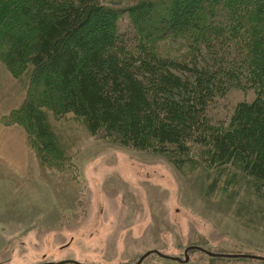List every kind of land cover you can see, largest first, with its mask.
<instances>
[{
	"label": "trees",
	"instance_id": "obj_1",
	"mask_svg": "<svg viewBox=\"0 0 264 264\" xmlns=\"http://www.w3.org/2000/svg\"><path fill=\"white\" fill-rule=\"evenodd\" d=\"M0 65L20 92L2 125L41 165L72 158L49 122L71 115L97 140L202 168L207 197L244 184L264 218V0H0ZM233 87L254 97L216 118Z\"/></svg>",
	"mask_w": 264,
	"mask_h": 264
},
{
	"label": "rangeland",
	"instance_id": "obj_2",
	"mask_svg": "<svg viewBox=\"0 0 264 264\" xmlns=\"http://www.w3.org/2000/svg\"><path fill=\"white\" fill-rule=\"evenodd\" d=\"M9 77L0 65V140L25 138V162L23 173L8 172L0 157V264H36L43 253L57 263L133 264L153 250L181 261L186 254L188 261L150 254L141 264H264L185 252L199 246L217 254L264 258V218L250 217L251 208L243 204L244 184L230 198L218 191L207 197L210 174L202 168L180 173L162 156L97 140L71 115H50L49 122L72 158L60 169L45 167L28 147L22 128L2 125L1 115L20 101L17 82ZM253 97L252 90L228 88L211 113L223 118L235 104ZM0 149L14 150L12 144ZM6 195L21 202L8 207ZM17 211L21 216H14ZM7 257L10 263H5Z\"/></svg>",
	"mask_w": 264,
	"mask_h": 264
},
{
	"label": "crops",
	"instance_id": "obj_3",
	"mask_svg": "<svg viewBox=\"0 0 264 264\" xmlns=\"http://www.w3.org/2000/svg\"><path fill=\"white\" fill-rule=\"evenodd\" d=\"M22 131V130H21ZM22 136L24 137V132L22 131ZM25 138L22 141H8V140H0V148L8 147L9 144H12V148L14 149L10 154L7 150L0 151V157L5 159V161L1 162L6 167L7 171L23 173L24 166L21 165L22 161L25 162Z\"/></svg>",
	"mask_w": 264,
	"mask_h": 264
},
{
	"label": "water",
	"instance_id": "obj_4",
	"mask_svg": "<svg viewBox=\"0 0 264 264\" xmlns=\"http://www.w3.org/2000/svg\"><path fill=\"white\" fill-rule=\"evenodd\" d=\"M188 250H197L209 257H212V258H229V259H237V258H249V259H253V260H259V261H264V258L262 257H259V256H245V255H239V254H236V255H225V254H217V253H212V252H209L199 246H192V247H189L188 249H186L185 252H187ZM150 254H155L157 255L158 257L160 258H163V259H167V260H173V261H176V262H179V263H186L188 261V257L186 254H184V259L181 261L178 257H170V256H167V255H163L161 253H159L158 251H147L146 253H144L143 255H141L139 257V259L136 261V263H133V264H141V262L147 257L149 256ZM67 263H70V264H80V263H77V262H70V261H61V262H58L56 264H67Z\"/></svg>",
	"mask_w": 264,
	"mask_h": 264
},
{
	"label": "flooded vegetation",
	"instance_id": "obj_5",
	"mask_svg": "<svg viewBox=\"0 0 264 264\" xmlns=\"http://www.w3.org/2000/svg\"><path fill=\"white\" fill-rule=\"evenodd\" d=\"M7 194H8V193H7ZM11 194H12V193H11ZM22 196H23V195H22ZM1 197H2V194L0 193V198H1ZM5 198H6V199H5V203H6V204H10L8 207H12L15 203H16V204H19V203L21 202V200L19 199V197L17 198V197H15V196L12 197V196L6 195ZM14 202H15V203H14ZM20 206H21V205H20ZM14 216L19 217V216H21V214H20L19 211H17V212L14 213ZM1 243H8V241H7V242H1ZM51 256H55V253L52 254ZM45 257H46V254L43 253V254L41 255L42 260H41L39 263H36V264H56V263H57L56 261H52L51 259L46 260ZM5 260H6L5 263H10V262H11V259H9L8 257L5 258ZM64 261H66V260H64Z\"/></svg>",
	"mask_w": 264,
	"mask_h": 264
}]
</instances>
